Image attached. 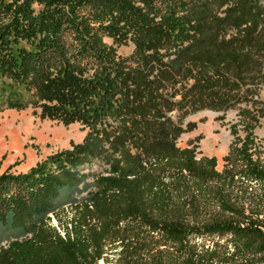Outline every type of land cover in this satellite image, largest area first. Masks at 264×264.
Returning a JSON list of instances; mask_svg holds the SVG:
<instances>
[{
	"label": "trees",
	"instance_id": "16d2710c",
	"mask_svg": "<svg viewBox=\"0 0 264 264\" xmlns=\"http://www.w3.org/2000/svg\"><path fill=\"white\" fill-rule=\"evenodd\" d=\"M203 7V0H149L147 14L128 0H0V81L9 82L0 99L25 92L24 107L114 139V152L133 165L81 199L83 166L104 155L94 143L27 174L0 176V239L33 233L1 252L0 264H264L259 120L243 114L246 136L222 171L217 158L162 138L184 101L224 106L242 81L241 47L205 38L213 18ZM131 35L138 52L129 58L106 42ZM162 50L175 59L166 63L173 54Z\"/></svg>",
	"mask_w": 264,
	"mask_h": 264
},
{
	"label": "rangeland",
	"instance_id": "374dc122",
	"mask_svg": "<svg viewBox=\"0 0 264 264\" xmlns=\"http://www.w3.org/2000/svg\"><path fill=\"white\" fill-rule=\"evenodd\" d=\"M128 1L141 8L144 13L150 12L149 0ZM203 5L200 13L206 18H213L209 21L210 33L205 38L219 36L226 42H238L236 47H241L239 53L246 57L243 66L238 69L242 74V81L233 94L235 98L224 106L195 107V104L184 101L178 110L169 114L170 121L166 123L162 138L164 140V136L168 137L169 144H175L178 148H195L200 159L217 158L218 169L222 171L226 165L225 158L236 140L246 136L244 113L259 120L254 136L264 151V0H259L254 7L251 0H203ZM150 17L153 18L152 15ZM156 22H160V19ZM106 42L114 46L118 56L122 58L132 57L138 52V41L132 35L127 42L115 43L112 38H107ZM189 45L190 43H186L183 47ZM161 54H173L170 58H165L166 63L175 59L174 50H165ZM231 69L237 71L234 67ZM184 82L171 92L183 90L186 87ZM8 85V81H0V94L2 87ZM8 93H5L6 98L0 99V176L6 173L27 174L51 158L71 152L85 143H94L104 155L91 159L83 166L85 180L78 185V199L96 192L99 180L112 176L123 167L133 168L118 152H114L115 148L111 143L114 139L108 141L102 135L97 137L92 129L81 123L67 125L45 118L41 107H24L29 101L25 92L19 91L16 96L7 99ZM10 102L17 106L11 108ZM235 128L237 135L234 133ZM66 211L69 216L72 214L71 207H66ZM53 224L57 226L54 221ZM27 226L33 229L34 224L28 223ZM32 240V231L22 238L10 235L0 239V253L17 249L21 244Z\"/></svg>",
	"mask_w": 264,
	"mask_h": 264
}]
</instances>
